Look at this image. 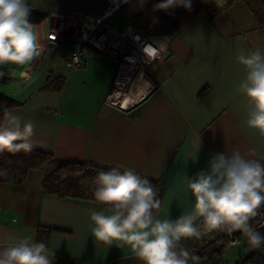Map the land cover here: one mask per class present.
I'll return each mask as SVG.
<instances>
[{
    "label": "crops",
    "instance_id": "0c3cea01",
    "mask_svg": "<svg viewBox=\"0 0 264 264\" xmlns=\"http://www.w3.org/2000/svg\"><path fill=\"white\" fill-rule=\"evenodd\" d=\"M107 1L29 0V21L53 12L101 16ZM151 1L129 0L106 22L122 30ZM46 22L43 18L38 26L43 30ZM162 36L167 55L150 66L154 86L128 110L106 103L116 59L88 50L83 66L69 67L65 50H59L51 53L44 78L24 92L0 88L19 102L0 96V111L10 108L36 123L35 149L60 159L133 169L156 181L162 188L158 215L175 219L192 211L186 176L207 169L213 154L264 155V137L245 123L249 105L237 88L246 73L236 61L241 49L264 48V22L246 4L236 3L212 20L200 17L183 32ZM50 74L63 79L60 91L40 88ZM43 177L44 169L32 168L22 182H0V239L14 234L43 241L54 251L53 264H140L126 246H98L91 236L89 213L104 206L43 193ZM40 227L50 232L38 239ZM198 241L185 243L193 249Z\"/></svg>",
    "mask_w": 264,
    "mask_h": 264
},
{
    "label": "clouds",
    "instance_id": "9594fccd",
    "mask_svg": "<svg viewBox=\"0 0 264 264\" xmlns=\"http://www.w3.org/2000/svg\"><path fill=\"white\" fill-rule=\"evenodd\" d=\"M146 2V0H145ZM223 7L227 0H212ZM183 7L192 0H163L154 10ZM29 0H0V68L31 65L42 47L30 23ZM147 62L162 60L167 44L143 48ZM236 61L245 69L237 92L248 101L246 126L264 137V48L239 50ZM4 72H0L3 76ZM28 79V73H23ZM36 123L10 108L0 111V154L32 152ZM199 150V149H198ZM6 169L0 176H7ZM87 184V178L80 181ZM192 211L173 219L160 218L159 190L133 169L101 170L92 181L95 201L103 205L91 211V236L98 246H126L140 264H203L201 256L186 246L217 231H239L254 249L264 247V232L252 220L264 210V155L254 151L213 154L207 169L186 176ZM54 251L43 241L8 234L0 239V264H53Z\"/></svg>",
    "mask_w": 264,
    "mask_h": 264
},
{
    "label": "built area",
    "instance_id": "2783aa9c",
    "mask_svg": "<svg viewBox=\"0 0 264 264\" xmlns=\"http://www.w3.org/2000/svg\"><path fill=\"white\" fill-rule=\"evenodd\" d=\"M127 1L129 0H108L106 12L101 16L89 11L48 13L49 15L42 17L47 20L43 30L38 26L42 19L33 22L38 42L43 49L42 55L23 72L28 73V79L23 75L17 78L20 90L13 94L24 92L44 78L52 52L65 50V64L69 67H81L86 63L88 50H94L118 62L106 100L108 105L128 110L145 99L154 86L150 77V66L154 62L146 61L143 48L147 45L157 46L159 42H164V36L141 33L130 24L120 30L106 22L107 16ZM67 45L71 47L66 48ZM252 223L257 230L264 229V210ZM221 240H225L227 246L247 243L239 231H217L199 240L192 250L198 253L206 245Z\"/></svg>",
    "mask_w": 264,
    "mask_h": 264
},
{
    "label": "trees",
    "instance_id": "16d2710c",
    "mask_svg": "<svg viewBox=\"0 0 264 264\" xmlns=\"http://www.w3.org/2000/svg\"><path fill=\"white\" fill-rule=\"evenodd\" d=\"M161 2L163 1L152 0L147 7L129 20V24L144 34L176 35L183 32L200 17L212 20L236 3L246 4L258 22H264V3L260 0H227V3L223 7H217L212 0H192L191 11L185 10L183 7L154 10V5ZM63 83L62 78L54 77L50 74L40 88L42 90L60 91ZM0 96L8 99L12 104L19 103L3 93H0ZM32 168L44 169L42 181L43 193L61 198L94 202L97 201H95L90 190L92 181L99 171L110 169L83 161L60 159L49 152L35 148L30 153L21 151L12 154L5 151L3 154H0V170L6 169L8 172L7 176H0V182H22L28 170ZM84 178H87V184L80 183ZM149 180L158 188L161 198L162 188L156 181ZM258 231L264 232V229ZM49 232V228H38V239L46 237ZM226 246L225 240L212 242L196 254L204 258L203 264H223L222 253H224ZM262 248L254 249L251 246V252L243 256L238 264H264V254L261 253ZM64 264H71V262L65 261Z\"/></svg>",
    "mask_w": 264,
    "mask_h": 264
},
{
    "label": "rangeland",
    "instance_id": "374dc122",
    "mask_svg": "<svg viewBox=\"0 0 264 264\" xmlns=\"http://www.w3.org/2000/svg\"><path fill=\"white\" fill-rule=\"evenodd\" d=\"M36 31V28H35ZM70 45H67L66 48H70ZM66 54V52H62ZM28 65L25 66H11L10 68L3 67L0 68V72H4L3 76H0V88L3 91H10L12 93H16L20 90L19 87L16 86L17 78H21L23 72L27 68ZM4 69V71H1ZM8 72V73H7ZM250 244H240L236 246H226L224 253H222L223 264H238V262L251 252ZM261 253L264 254V248L261 249Z\"/></svg>",
    "mask_w": 264,
    "mask_h": 264
}]
</instances>
